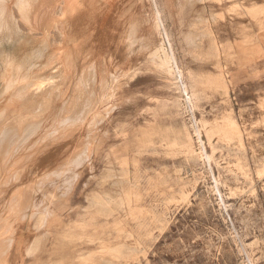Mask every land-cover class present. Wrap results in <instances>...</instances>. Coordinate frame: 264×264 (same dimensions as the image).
Instances as JSON below:
<instances>
[{
    "label": "rangeland",
    "instance_id": "obj_1",
    "mask_svg": "<svg viewBox=\"0 0 264 264\" xmlns=\"http://www.w3.org/2000/svg\"><path fill=\"white\" fill-rule=\"evenodd\" d=\"M0 264H264V0H0Z\"/></svg>",
    "mask_w": 264,
    "mask_h": 264
},
{
    "label": "bare ground",
    "instance_id": "obj_2",
    "mask_svg": "<svg viewBox=\"0 0 264 264\" xmlns=\"http://www.w3.org/2000/svg\"><path fill=\"white\" fill-rule=\"evenodd\" d=\"M26 3H27V2H26ZM161 50H162L161 48L157 49V51H155V54L158 55V52L161 51ZM160 54H161V53H160ZM161 55H162V54H161ZM163 56H164V57L159 58V59H160V62H161V65H162V66H168L169 63H170V59H169V57H168L166 54H164ZM9 213H10V211H9Z\"/></svg>",
    "mask_w": 264,
    "mask_h": 264
},
{
    "label": "crops",
    "instance_id": "obj_3",
    "mask_svg": "<svg viewBox=\"0 0 264 264\" xmlns=\"http://www.w3.org/2000/svg\"><path fill=\"white\" fill-rule=\"evenodd\" d=\"M156 3V2H155ZM20 233V232H19ZM23 234V233H22ZM22 237L23 236H18V239L16 240L15 238H14V241H13V245H14V243H17V248H18V250H19V248L21 249V247H22V242H23V239H22ZM12 245V246H13Z\"/></svg>",
    "mask_w": 264,
    "mask_h": 264
}]
</instances>
